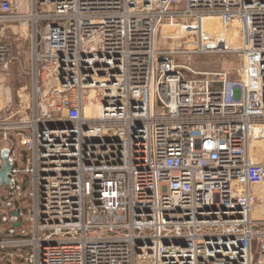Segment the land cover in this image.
I'll return each mask as SVG.
<instances>
[{"label": "built area", "instance_id": "obj_1", "mask_svg": "<svg viewBox=\"0 0 264 264\" xmlns=\"http://www.w3.org/2000/svg\"><path fill=\"white\" fill-rule=\"evenodd\" d=\"M23 7L0 0V25L31 19L29 96L0 109V264H264V0ZM193 54L235 55L236 78L187 77Z\"/></svg>", "mask_w": 264, "mask_h": 264}, {"label": "rangeland", "instance_id": "obj_2", "mask_svg": "<svg viewBox=\"0 0 264 264\" xmlns=\"http://www.w3.org/2000/svg\"><path fill=\"white\" fill-rule=\"evenodd\" d=\"M14 12L16 9L24 14H31V10H25L23 5L27 0H11ZM3 15L0 13V17ZM1 19V18H0ZM30 18L27 27L19 23L10 24L2 22L0 25V40L11 45L12 55L15 61L3 73H0V109L7 99L14 104L19 99L28 98L31 87L30 77ZM181 42L174 44L176 48ZM176 61L185 67L183 70L189 78L202 77L206 73H217L227 71L231 79L236 78V69L240 66V59L235 55H179Z\"/></svg>", "mask_w": 264, "mask_h": 264}, {"label": "water", "instance_id": "obj_3", "mask_svg": "<svg viewBox=\"0 0 264 264\" xmlns=\"http://www.w3.org/2000/svg\"><path fill=\"white\" fill-rule=\"evenodd\" d=\"M9 169V165L7 163H5L4 167L2 168V170L0 171V176L2 178V180L7 183V171Z\"/></svg>", "mask_w": 264, "mask_h": 264}, {"label": "bare ground", "instance_id": "obj_4", "mask_svg": "<svg viewBox=\"0 0 264 264\" xmlns=\"http://www.w3.org/2000/svg\"><path fill=\"white\" fill-rule=\"evenodd\" d=\"M217 30V29H216Z\"/></svg>", "mask_w": 264, "mask_h": 264}]
</instances>
